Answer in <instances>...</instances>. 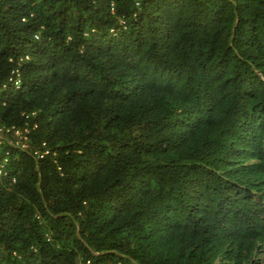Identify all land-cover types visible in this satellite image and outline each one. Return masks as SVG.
I'll use <instances>...</instances> for the list:
<instances>
[{"label":"trees","instance_id":"trees-1","mask_svg":"<svg viewBox=\"0 0 264 264\" xmlns=\"http://www.w3.org/2000/svg\"><path fill=\"white\" fill-rule=\"evenodd\" d=\"M1 128L0 264H264V0H0Z\"/></svg>","mask_w":264,"mask_h":264},{"label":"built area","instance_id":"built-area-1","mask_svg":"<svg viewBox=\"0 0 264 264\" xmlns=\"http://www.w3.org/2000/svg\"><path fill=\"white\" fill-rule=\"evenodd\" d=\"M9 130H3L2 128L0 129V142H1V140H4L5 139V137H4V135L8 132ZM14 134L16 135V136H18L19 135V133L18 132H14ZM20 139L21 138H19V140L17 141V143H10V145H12V146H14V147H16V148H19V149H23V148H25L26 147V145L25 144H21L20 143ZM6 140V139H5ZM50 153V150L49 149H47V148H45L42 152H40V153H38V152H36L35 153V157H38L39 159H41V158H43L44 156H46V155H48ZM5 155H8V153H5Z\"/></svg>","mask_w":264,"mask_h":264},{"label":"rangeland","instance_id":"rangeland-1","mask_svg":"<svg viewBox=\"0 0 264 264\" xmlns=\"http://www.w3.org/2000/svg\"><path fill=\"white\" fill-rule=\"evenodd\" d=\"M6 141H7V143H8V144H10V143H11V141H9L8 139H6Z\"/></svg>","mask_w":264,"mask_h":264},{"label":"clouds","instance_id":"clouds-1","mask_svg":"<svg viewBox=\"0 0 264 264\" xmlns=\"http://www.w3.org/2000/svg\"><path fill=\"white\" fill-rule=\"evenodd\" d=\"M0 166H2V165H1V162H0Z\"/></svg>","mask_w":264,"mask_h":264}]
</instances>
